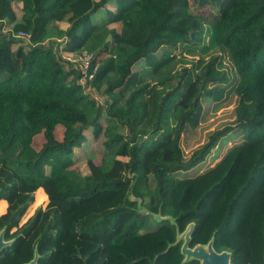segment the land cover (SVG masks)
<instances>
[{"label": "trees", "instance_id": "1", "mask_svg": "<svg viewBox=\"0 0 264 264\" xmlns=\"http://www.w3.org/2000/svg\"><path fill=\"white\" fill-rule=\"evenodd\" d=\"M179 45L201 56L187 64L169 52ZM82 49L98 64L84 83L70 60ZM229 78L233 121L186 156L182 133ZM89 128L105 137L104 151L82 175L74 148ZM235 128L243 139L213 165L175 175ZM39 188L47 201L37 222L7 237ZM1 199L11 242L0 264L35 254L34 264H200L180 250L189 223L190 247L212 240L231 264H264V0H0ZM148 215L159 216L156 226Z\"/></svg>", "mask_w": 264, "mask_h": 264}, {"label": "rangeland", "instance_id": "2", "mask_svg": "<svg viewBox=\"0 0 264 264\" xmlns=\"http://www.w3.org/2000/svg\"><path fill=\"white\" fill-rule=\"evenodd\" d=\"M13 8L16 14L20 15L19 4H13ZM106 8L110 10H114L115 9L114 2L110 1L109 3H107ZM203 11L205 13H209L210 11L213 12L208 7H204ZM110 26L114 27L117 30H119V27H120L118 23L110 24ZM5 27L10 28L11 24L4 26V29H6ZM166 49L167 48L159 49L157 52L158 55L161 56V54L164 51H166ZM168 49H170L169 52L176 55L177 58L187 59V62H188L187 64H190L191 62L195 61L199 56H201L199 49L197 50L195 49L194 50L195 52H189V51H186V47L182 45H179L178 47H175V48H168ZM207 57L208 56L206 54L204 58H207ZM77 59H78V56L74 58H70V60L73 61L74 63L78 62ZM223 64L227 65V67L229 68L231 63L227 59V57H225L223 60ZM140 67L141 65L139 64L136 66L135 69H139ZM225 69L228 70L227 68ZM221 85L225 89L221 98H219L218 100H211L210 98H205L202 102L203 110H202L201 117H200V120L197 126L187 127L185 132H183L181 135L180 143L184 151V154L186 156L190 155V153H192L196 148H198L201 144H203L207 140L209 134L214 129L223 127V125H226L233 121L234 106L236 103V94L234 93L235 80H233L232 78H229L228 82H224ZM61 131H63V128H61L60 126L59 128L54 130V134L56 136L57 135L59 136L61 134ZM84 132L86 135V141L80 147L74 148V157H73L74 168L78 169L82 175H85L89 172V169L86 163V160L88 158H91L95 163L100 162L102 153L104 151L102 143H103V140L105 139V137L102 134H100L99 137L95 138L91 132V128L85 130ZM242 139H243V134H242L241 128L233 129L231 132L223 136L217 142L216 146L211 149L209 154L206 156V158L202 162L198 163L196 166L189 169L188 171H185V172L179 171L180 173L175 174V175L177 177L191 176V175H195L203 171L204 169L213 165L218 160V158L222 156V154L226 151V149H228L229 146L239 143ZM43 141H44V137L42 136V134H38L34 136L33 142H32L33 147L36 149H39ZM122 158L126 159L125 157H122ZM131 198L137 199V197L134 196L133 194L131 195ZM24 200H27L26 196L16 201V204L23 202ZM32 200L33 201H31L28 205H26L23 208L19 216L14 220L13 225L9 228V230H7L6 232L7 237L11 236L15 231H17L19 228L24 226L31 218L35 219L34 224L37 222V219L40 216L41 209L44 207L47 201V198H46V195L43 196L41 192H36ZM7 207L8 208L0 207V226L3 225L6 219V216L10 212L9 206ZM141 213H144V209H141ZM157 217L159 216L148 215L147 220L150 223V225H152L153 227L158 224V222L155 223V220ZM4 234L5 233H3V235Z\"/></svg>", "mask_w": 264, "mask_h": 264}, {"label": "water", "instance_id": "3", "mask_svg": "<svg viewBox=\"0 0 264 264\" xmlns=\"http://www.w3.org/2000/svg\"><path fill=\"white\" fill-rule=\"evenodd\" d=\"M193 227V223H189L180 236L183 237V243L181 245V252L185 258H195L200 261V264H231V253L227 250L216 251L213 248L212 240H209L206 244H196L193 247L188 245L190 239V233ZM179 237V236H178ZM11 240H5L3 235V229L0 230V250L10 244ZM36 254L33 259L24 264H34L36 262Z\"/></svg>", "mask_w": 264, "mask_h": 264}, {"label": "built area", "instance_id": "4", "mask_svg": "<svg viewBox=\"0 0 264 264\" xmlns=\"http://www.w3.org/2000/svg\"><path fill=\"white\" fill-rule=\"evenodd\" d=\"M17 36L23 37V39H25L27 38V33L24 31H18ZM92 56H93V52L88 51L86 49H82L81 52L78 54L77 60L79 63V70L81 73L80 76L81 83H84L86 79H90L94 75L97 69L98 66L97 63L93 65L91 64Z\"/></svg>", "mask_w": 264, "mask_h": 264}, {"label": "crops", "instance_id": "5", "mask_svg": "<svg viewBox=\"0 0 264 264\" xmlns=\"http://www.w3.org/2000/svg\"><path fill=\"white\" fill-rule=\"evenodd\" d=\"M60 126H61V125H56V126H55V129L59 128ZM61 128H62V126H61ZM55 129H54V130H55ZM55 137H56L57 139H59V137H60V139H61V137H62V131H61V134H60L59 136H58V135H57V136L55 135ZM36 192H41V194H42L43 196H45V193L43 192L42 188L37 189ZM36 192H35V193H36ZM35 193H34V194H35ZM7 206H9V209L11 208L10 205L7 204V202H6L5 200L1 199V200H0V207L8 208Z\"/></svg>", "mask_w": 264, "mask_h": 264}]
</instances>
